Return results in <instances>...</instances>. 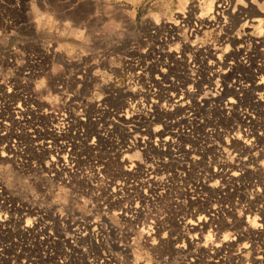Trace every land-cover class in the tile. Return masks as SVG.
<instances>
[{
	"label": "rangeland",
	"instance_id": "rangeland-1",
	"mask_svg": "<svg viewBox=\"0 0 264 264\" xmlns=\"http://www.w3.org/2000/svg\"><path fill=\"white\" fill-rule=\"evenodd\" d=\"M209 1L210 0H196V10L192 13L191 17H189V14L187 11V4L185 3V0H49V2L51 4V11H54L56 13V15H54L51 19H49L47 15H43L42 13H38V14H35L32 16V23H29L30 11L28 10V5L26 4V0H18V2H17V0H0V72H6L8 69V66H13L10 62H8V59H9L8 57L6 58V61H5L4 52H6L8 50L13 51V48H15L16 50H18L20 48H27L28 43L25 42V41H27V39L24 40V38L22 37V34L19 31L20 26L18 27V24H20L22 28H25V30L27 31L28 34L30 33V38L32 39V41L35 40V38L33 37L32 34L34 31H36L40 37V39L38 40V43H41L42 47H43V44L45 42H48V43L52 42V44H54V48L52 49L53 52H55V49L63 47L64 52L62 53V55L65 57L66 60L69 58V52H71L72 56L77 55L78 50H75L77 46H76V44L73 43V41L75 40V37L69 36V35H64V36L59 35L60 33L65 32V26H64L65 22H71V21L75 20L78 22V23L74 24L75 27H79V24H84V28L81 30L86 31V34L88 31H91L93 33V35H90V37H89L90 43L87 46L88 50H90V53H91L93 59H96L97 55H99L100 57L104 58V61L110 62L109 68H105L103 66H99L101 61H99V60L97 61V66H93L91 68V71L92 72H99L101 75L99 77L94 78L93 81H91V82L93 84H95L97 81H99L101 79H107L108 77H111V79H107V84L101 85V88H103L105 86V89L109 88L111 90L112 98H113V102H114L112 107L113 108L115 107V110H116V108H119L121 110L122 108L119 105L123 104V107H124L125 101H128L129 98L132 97L131 93L133 92L132 91L133 87L129 86V81L131 80L133 75L137 74V71L141 72V77L144 79V81L148 80L151 84H154V87L156 90L158 89L157 83H163V84L168 85L171 82V80L173 82V84H172L173 87L170 86L171 88L170 87L167 88L166 97L161 96L159 99H157L158 100L157 106L159 107L160 110L162 109V112H159V114H156L157 111H154V115H153L154 117H153V119L150 120L151 122L150 121L148 123L142 122L143 126H141V128H143V129L145 128V130H146V131L144 130V132L141 133L142 136L143 135L145 136V137H143L144 139L143 138L142 139L147 140L149 138V142H150L148 145L150 147L146 151L140 150V148L143 147V145L140 144L141 147H139L140 145L137 146L138 149H137V147H135V148L131 147L129 149V151H127L125 153H120V154L117 153L118 154L117 155L116 152L114 151V146L110 147V144H108V142H106V141L104 142L101 140L99 141L96 138L97 135L95 133L97 132V129L99 128L100 124L106 123V122H101V121L97 120L96 114L98 113V111L96 108H97V104L99 103L100 100L99 101L91 100V102H89V99L84 98L83 93H81L80 98H73L71 96L65 97L63 103H60L58 100L51 99V97H56L58 95L56 92H51L50 95L48 92H45L43 94L34 93L35 99L33 101V105L36 107L50 108V109H53L54 111H56L58 113L60 111H62V109L65 107L66 109L68 108L67 109L68 111L69 110L72 111L74 109V111H73L74 114H75V112H76V114L79 113L80 116L84 117L82 119H87L86 116H88L87 122L90 125L92 124V122H94V124L91 125V127L94 128V129H92L94 131V134L88 135V137H86L85 142L83 143L85 145L80 144L81 141H79V140L81 137H79V135L83 132V130L88 131L90 126H88V125L87 126L83 125L82 127H80L78 125L73 126L74 122L71 123V125L72 124L73 125L69 126L70 128L64 127V131L67 128L69 130L68 131L69 137H66V140H67V138L69 140V144H65L61 151L50 148L49 146L51 144H49L47 142H43V140L48 139L49 137L47 138L46 136H44L42 138L40 136V134L38 135L36 133L37 131L34 128H29V130L27 127L23 128V129L17 128V129H11V130L10 129H4L3 130L2 128H0V138H1L0 143L2 144V145L0 144V152L6 153L7 157L10 158V162L7 163V169H8L7 173L5 174L2 171H0V185L7 192L12 194L14 196V199H17V200H20V199L26 200L28 198L30 199L31 197H30L29 193H32V196H33L32 200H36V201H39V202L45 204L46 206H48V208H51L50 209L51 211H54V208L55 209L62 208L64 210V213H65V217H63V218H69L68 216H70L71 214H75L76 222L79 221V223H78L79 226L81 227L83 225L84 226L87 225L86 227H88V231L94 230L92 228L93 225H91V223L93 222V220H95L97 218V216H99V220L101 223L100 225H102L104 223L103 224L104 230H103V227H98V225H97V228H100V231L97 234L95 233V231H93V233L90 236V238L88 239L87 243L86 244L79 243L81 245L78 244V240H77L78 238L77 237H76L77 242L74 241V239L70 238L71 237L70 236L71 228L69 229V228L65 227L61 231L62 232V238H64L65 243L67 242L66 245H64L66 248L69 249V246H75L76 245V250H78V251H76V253H77L76 254V260L78 259L76 261V264H82V263L86 264L87 262H88L87 264H92V263L96 264V260L93 259L92 255H88L87 252H85V255L83 257H81V256L79 257V253H78L79 250L81 249L80 251H84L85 248H87L90 251L94 250L92 252L94 253L95 256L96 255L98 256V258H97V256H96V258L99 260V264H101V263L104 264V261H106V259L108 257L107 254L105 253V249H106V247H107V249H109L111 247L110 249L111 250L113 249V251H114L115 249L113 248V245H115L116 247L117 246L118 247L123 246L125 248V251H127L131 254L133 261L135 259V264L137 262H138L137 264H155V261L152 258L151 252H149L148 249L144 247V237H147L150 232L152 233V236H153L155 231L160 232L161 236H163L162 233L164 231H167L168 233H170L171 237H172V233L174 234L173 238L176 237V231H181L179 229H183V228H182V224H179L181 222V220H178V217L174 216L173 218H175V219L172 218L173 210H174V208L177 207V205H182V204H183V206L189 205L188 211L190 212V210H191L190 213H192V214L197 212L198 210H204L205 212H207L208 209H211L210 206L212 207V206H219L220 205L221 206L220 208H222V210H221L222 212L219 211L218 215H216V213H215L216 217H218L221 221V224L219 225V227H221L220 233L218 234L219 235L218 236V235H213L212 232L210 231V230L214 229V227H212V226H215V225L218 226V222L216 221L209 229H208V227H205V228H203V230L202 229L198 230L197 233H199L200 235L196 234V235H193V237L191 236V238H190L191 241L189 238H183L182 239L183 241L179 239L177 242L178 244L188 245L187 247H184L185 249L184 248L181 249L182 251L181 250L176 251L174 248L175 243L173 242L172 245L174 247L172 246L171 250L173 249V251L175 253L172 252L170 249H169L170 251L166 252V255H168L169 253L171 254V259H170V262L165 261V264H187V263L188 264H193V263L198 264V261L196 260L195 256L199 259V264H203L204 261L210 257L209 251L216 252V250H218L219 248L215 247V245L219 244V242H220V244L224 243V242H222L223 236L225 235V233H230V232H232V233H230L232 236H235L236 238H238L236 240H232L233 245H231V247H232V251H233V248H238V250L240 251V254H238V257L241 259V262H243L242 264H245L244 262H246V264H254V263L258 264V261L256 258L261 254L263 256V254H264V245H263L264 244V241H263L264 235H260V237L256 238L255 235L252 234L253 224L251 225L250 222L252 220L250 221V219H253L251 217L255 216L254 214H256V216L254 217L255 219L257 217V218H261L264 220V213H263L264 212V188H261V185L264 184V165H262L260 163L261 160H264V157H260V156L250 157V160H256L257 163L255 165H252V166L246 168V169H243L244 171L243 170L241 171V174H243V176H245L246 180L248 182H250V184L252 185V188H253V192H251V193L247 192L246 195L247 196L248 195L254 196L255 202H256V205L253 206L251 208V210H249V212L246 210H243V209L241 210V208H240V204H242L243 194H240V193L238 194L234 190V187L236 186L237 180H233L232 181L233 184H232L229 180H227V179L225 180V176H222V175H220L219 177H216V179L214 178L215 180H212L210 182L206 180V179H208V171L207 170H211V168L213 169L214 166H216V164L219 162L224 161L225 163L229 162L228 164H232L233 169L227 170L228 171V172L226 171L227 174H229L231 172H235L238 169H240L241 164H247L248 163L246 161L244 162L243 160L236 159L234 156V152L242 144V141L244 138H249V139L252 138L253 129H255L256 132L260 131L259 126H261L264 123V116L263 115L257 114V112H255L256 111L255 109L253 110V112H252V110H248V113H249L248 118H251V117L255 118L254 120L256 122V127H251L247 123H241L240 118H235V117H238L235 115V117L230 116L229 121L226 123L227 125L231 124V125H229V127L226 124H222V125L215 124L214 131L217 130L219 132V135H215V133L212 132L213 130L207 129L206 127H205L206 129L203 128L202 130H200L202 132H200L199 130H193V131H191V132L189 131V133H187V136H189L188 138L186 137L187 138L186 140L189 141V142L186 141L187 146L192 145V148H195V149L197 148L199 150L201 147H204L208 144H211L216 149H220L221 151H224L222 153V157L216 155L215 151H214V152L207 154L209 157L207 155H205L206 159L205 158L203 159L204 162L199 161V163L196 162L194 164H189V165L188 164L185 165L184 162H180V164H177V165L173 164L172 167H173L174 172H173V175L170 177H169V175L165 174V173H168V171L165 170V168H162V166H161V164L163 162L165 163V162L169 161V163H170L171 157H168L167 154L164 155V153L165 152L167 153L168 150L165 149V147H166L165 145L163 146L162 144H160L161 143V141H160L161 136L156 135L155 130L158 131V130L163 129L164 128L163 127L164 121H169L168 118H169V111H170V107H171V100H173L170 94H172L175 91L174 93L177 92L178 93L177 95H179V93H182V91H186L187 89L192 88V87L194 89L196 87L195 89H198V93L195 96L196 98L209 97L210 94L216 88L218 90H221V88H222L223 91L225 89V91H226L225 94L228 93L224 96L225 99L229 98L228 96L231 95L230 96L231 99L233 98L236 100V98L239 97V94L234 89H230L231 84H232L231 80H232L233 76H236L237 74H240V75L246 74L247 72L245 70H248V68H250L248 70L249 72H252L253 68L255 70L258 67V65L260 64V59L262 56L260 54L264 53V52L260 51L261 48H264V41H263L264 38L260 37V35H257L258 33H264V14H258L257 10H255L252 6H250L249 9L247 10L248 16L250 17V19H249V25L250 26L239 29V30H232V31L225 33L224 30L218 26V22L222 23V20L224 17H228L229 19L232 18L233 22H236L237 20L234 19V14H238V13L231 12L230 7H227V6H225V8L222 10H220V8H217L216 5L219 2V0H215V2H213V0H211V2H209ZM209 4H211V10L210 11L208 9ZM260 5H264V0H257V6H260ZM182 6L184 9L183 12H178V9H180ZM231 6L235 7V4L233 3ZM89 8L91 9V11H89ZM253 11H255L256 13L255 12L252 13ZM250 12L252 14H257V15H252V14H250ZM201 13H205L206 15L203 17L204 22L200 23L201 28L199 29L197 36L195 37L193 34H192V36H188V33L184 32V29H189L191 25H194V23L197 24L196 19H197V17L201 16ZM61 16L64 17L65 19L63 21H58L57 20L58 17H61ZM180 16L183 17V20H187L188 22L185 23L182 20L183 26L180 29V32L183 35L178 36V35L174 34L172 32V30H170V27H167V25H169L172 20H174ZM213 16L217 18L216 19L217 21L208 19V17H213ZM81 17H83L84 20H81L80 19ZM256 17L259 18V19H257L258 21L257 20L254 22L251 21V19H256ZM85 20L91 21L90 27H89V24L84 23ZM197 25H199V24H197ZM173 27H175V26L173 25ZM218 32L220 33V35H217ZM205 33H208V39H211L214 42L215 46H213V44H211V43H205L202 47H197V52L194 55L192 53H185L186 56H190L192 58L191 64H189V62L187 60H185L183 57L180 56V52L175 49V44L169 42V41L174 40L176 43H178V42H180V40L185 39V37H186L187 38V47L191 48V47H193L192 41H194V40L198 41V44H199L200 40L205 39ZM165 36L167 37V39H165ZM221 37L223 38L222 40H221ZM256 37H257V39H256ZM50 38H54V39H50ZM255 40L256 41L258 40L261 42L259 45H256V49L254 50L253 46H254ZM237 42H240L239 44H243L245 46L244 49L241 51V53H243V51L244 52H246L248 50L251 51V49H253V51H255V53L254 52L251 53L250 58L253 59L252 62L249 59L245 58L244 55H241L244 57V59H245V61H247V63L246 64L240 63L239 60L237 59L236 63L233 64L232 59H236L238 57L237 53H235V51H233V50H235L236 47H238ZM34 44H36V43H34ZM225 45L229 46V49L231 51L230 54L229 53H227V54L223 53V48ZM37 48L39 49L40 46ZM142 48L145 50L142 51L141 50ZM168 48L173 49V51L168 52L166 50ZM117 49H119V51H117ZM21 52H22V49L18 52V54ZM222 53H223V55H222ZM234 54H235V56H233ZM253 55H254V58L252 57ZM18 56H19L18 59H22V57H20L21 55H18ZM214 56H220L221 60H222V58H223V60L217 61L216 62L217 65L215 64L216 70H211V69H213V66H212V68L210 69L211 71H210L207 68L209 66H211L212 64L207 63V61L213 59ZM199 57H201V59ZM112 59H115L116 64H120L121 68H119V69L112 68V66H111V60ZM198 59L202 60L204 62L203 63H197ZM238 62H239V64H238ZM76 63L77 62L75 60L71 61L72 65H75ZM129 63L131 64V66L128 65ZM222 63L225 65H223ZM36 64H37L36 67L38 68L40 66V63L36 62ZM237 64H238V67L236 68L235 66ZM135 65L139 66L140 68H136ZM14 66H16V65H14ZM30 66H31V64H30ZM167 67H169V70L166 71L165 77L162 78L160 69L161 68L166 69ZM170 68H171V70H170ZM202 68H204V69H202ZM221 68H223V69L221 70ZM227 68L232 69V72L230 73V75H232V76H230V75L224 76V74L226 72V71H224V69H227ZM87 72H88V68H86L83 63H80L78 70L76 67L70 66L68 68L67 73H65V77L72 76V74H75L77 77H79L81 73H87ZM214 72H215V74H214ZM221 73H223V74H221ZM209 74H211V75H209ZM220 74H221V76H220ZM158 76L161 79L157 80ZM185 76H187V77H185ZM215 77H216V79H215ZM3 79H4V76L0 75V80H3ZM184 79H186L187 81H189V80L190 81L192 80V81L190 83H187V82H185L186 80L184 81ZM209 79H211V80H209ZM68 81H70V80H68ZM208 81H210V82H208ZM217 81L219 82V84L217 83ZM178 82H179V85H178ZM212 82H213V84H212ZM186 83L188 86L190 85L191 87L190 86L188 87L186 85ZM206 83L207 84L211 83V85H209V84L207 85ZM216 85H219L220 87L218 86L219 87L218 88ZM181 86H183V87H181ZM214 87H215V89H214ZM0 88H5V89L11 88V84H10V82H8V80H5L4 84L0 85ZM172 88L173 89L175 88L177 90H175V89L173 90ZM205 88H207V89H205ZM105 89H104V91L102 90L103 94L101 92V89L99 90V92L102 94L103 98L105 96L104 93L106 92ZM77 91H78V89H77ZM233 91H235V92H233ZM261 91L263 92L264 90H260V91L256 90L255 92L260 93ZM253 95H254V97H257V96L262 95V94H257V95L253 94ZM167 99H169V100H167ZM148 100L149 99L146 96L139 99V101H141L142 103H145V101H148ZM78 106H80V108ZM145 107L148 108L147 105ZM151 109L152 110L153 109L158 110V108H155V106L151 107ZM80 110H82V111H80ZM163 111H164V113H163ZM165 112H166V115H165ZM87 113L90 116L87 115ZM161 113L163 115H161ZM98 115H99V113H98ZM156 115H157V117H156ZM206 116L212 117V113L210 112V114H209V112H208ZM70 118H71V116H70ZM78 119H79V117H78ZM114 119L119 121L116 117ZM154 119H155V121H154ZM79 120L82 122L81 119H79ZM170 120H171V118H170ZM73 127L76 129H74ZM113 127L115 128V130H114V128L111 129V130H113V136H112L113 141L115 142L117 140H121L122 139L121 138L122 134H120L121 130L119 129V127H115V126H113ZM220 127L222 128V131H221ZM71 128L73 129V131ZM95 128H97V129H95ZM153 128H156V129H153ZM77 129H79L80 131ZM151 129H152V131H151ZM245 129L248 130V132L247 131L245 132L244 131ZM6 130H7V132L10 130L9 133L6 134L9 136L11 133L10 137L2 136L3 133H7ZM70 131H71V133H70ZM76 131H78V132H76ZM208 131L209 132L211 131V132L209 133ZM232 131H234V132H232ZM45 132L47 133L48 131L45 130ZM222 132H224V133H222ZM17 133H19V134H17ZM132 133L130 136L136 137L139 132L137 130H134ZM147 133H149V134L147 135ZM206 134H207V136H206ZM209 134H211V135H209ZM241 134H242V136H241ZM246 134L248 137L246 136ZM71 135H73V136L71 137ZM201 135L203 136V138ZM249 135L251 136V138ZM38 136H40V137H38ZM237 136H240L242 138L240 140L241 142L236 139ZM7 137H8V139H7ZM11 137L12 138L17 137V138H15V140H19V139L20 140H19V142L16 143V142H13V139ZM93 137L95 138V141H96L95 144H97V150H96L95 154H94L95 150L91 149L94 145L92 144L90 146V148L88 145V144H90V141ZM2 138H4V139H2ZM32 138H33V140H32ZM206 138L208 139V142L206 141ZM229 138H231V139H229ZM130 139L135 140L133 138H130ZM157 139H158V141H157ZM8 140H9V142H8ZM26 140H29V141H26ZM55 140H56V142H58V139L55 138ZM88 140H90V141H88ZM3 142H5L6 144ZM38 142H39V145H37ZM222 143L226 144V145L223 146ZM27 144H28V146H27ZM79 144L81 147L78 146ZM151 144H154V145L151 146ZM193 144H195V145H193ZM215 144H216V146H215ZM3 145H4V147L6 146V148H4ZM9 146H10V148H8ZM30 146H32V147H30ZM43 146L45 148H43ZM76 146H78L79 148H77ZM231 146H234L235 148L233 149V147H231ZM16 147H17V149H16ZM28 147L31 150V151L29 150L30 152L28 151ZM33 147H34V149H33ZM229 147H230V149H229ZM11 148L13 150L14 149L15 150L13 151ZM98 148H100V149H98ZM158 148L160 151L158 150ZM231 148H232L233 152H232ZM261 148H264V144L254 142L253 149H252L253 152H259V150ZM26 149H27V152H26ZM10 150H11V152H10ZM51 150H53V151H51ZM78 150H80V151H78ZM131 150H132V152H131ZM64 151L69 153V154H72V152L74 154L76 153V156L79 154L77 156L79 158L78 162H76L77 164H75V161L70 162L69 159H67L68 160L67 161V163H68L67 167H72L73 169L76 170V177H71L70 178L71 180H69V183H67L65 181V179L64 180H59L58 178H55L54 180H50L49 178L44 179V177L39 175V174H38L39 175L38 180L32 181L30 178L33 175V173L28 171L27 166H25V165L24 166H20V165L16 166L14 164V158L17 160V162H19V159L24 161L26 158L30 157V155H31V158H34L35 160L43 161V163H45V165L48 166V168L55 169L54 160H61L63 162L62 156L64 157V155H63ZM81 152L82 153L84 152L83 156H81L82 155ZM154 152H156V153H154ZM29 153H31V154H29ZM126 153H127V155L129 153L128 156L130 158L127 157ZM132 153L134 154L135 158L132 155ZM58 154H59V156H58ZM141 154H142V156H141ZM85 155L87 158L85 157ZM223 155H224V157H223ZM123 156L124 157L126 156L128 161ZM157 156H159V157H157ZM229 156H231L233 158L231 160L227 159ZM116 157H118V158H116ZM131 157H132V159H131ZM63 159H65V157ZM95 160H97L98 162H100L102 160H106L108 162V166H111V168H114L115 175H116L115 177H117L119 174V176H122V178L124 179L125 186H127L128 184L131 186V187L126 189L128 193L124 189L123 190L124 192L122 195L118 194L113 199H111L110 197L105 198L106 196L103 195L106 202H107V205L105 207L97 206V204L94 202L93 199H92V203L96 205L95 208H91V205L84 204V206L86 208L91 209L90 218H89V215H85L84 213L78 212L77 209H74L72 207V204L69 203L71 201H75L78 204H83V201L78 200L77 197L71 195V192L66 197V200L69 202L64 203L63 207H61L59 203L54 205L53 204V194L55 192L59 191V188L57 187L58 185L59 186H65L66 184H75L76 185V191L78 193L80 190V181L81 180H85L86 182H89V183L94 181L93 175H94L95 169L93 166H94ZM132 160H134V161H132ZM117 161L120 163L119 165H118ZM125 162H126V164H125ZM146 162H148L149 164H151L154 167H159V168H157L158 171H160L158 173V177L159 178L162 177L161 179L165 180V181L163 180V182L167 186H165V188H164L165 191L164 190L161 191L160 194H158L157 192H155V193L153 192V193L148 194V192L146 191L147 190L146 188H148V186L147 185H145V186L140 185V178L142 175L140 170L143 167V165L146 164ZM152 163H154V164H152ZM202 163H203V165H202ZM156 164H157V166H156ZM13 165H15V167H13ZM178 165H180V166H178ZM190 165H192V166H190ZM237 165H239V166H237ZM57 166H58V169H61V167H62V166H60V164H58ZM0 167H2V166H0ZM133 167H135V168H133ZM138 167H139V169H138ZM182 167H185V168L187 167V168H186V170H184V168H182ZM237 167H239V168H237ZM105 169L106 168H104L103 170L100 169V170H102L101 171L102 176H105V174H103L105 172L104 171ZM128 170H131V172L133 170L134 171V172H132L133 174L127 173ZM61 175H63V173H61ZM64 175H66V174H64ZM162 175H164V176H162ZM185 175L187 176V178H185L186 177ZM196 177H199L200 179L198 180V178H196ZM180 179H183V180H180ZM174 180L176 182H174ZM216 180H218L221 183L217 184ZM197 182H200L202 185L206 186L205 187L206 189L202 188L200 190H197L196 193H193L195 190L193 192H191L193 189L192 185L194 183L195 186H198V185H196ZM209 184L211 186H209ZM42 185L44 186V192H42L40 194L39 188ZM174 186H176V187L173 188ZM185 186H188V187L186 188ZM213 186L215 188H221L222 186H224L226 188V189H223V191H227L226 195L223 196L224 198L223 197L219 198L218 192L221 190L220 189L213 190V189H215ZM216 186H218V187H216ZM169 187L170 188L172 187V188L170 189ZM257 189H259V191H256ZM128 190L129 191L131 190V192H129ZM198 191H202L203 192L202 194H205L206 197H204L203 201L198 200V202L196 204L190 200V197L192 195L196 196ZM110 192L112 193L111 190H110ZM139 192L141 193V195ZM257 194L259 196H256ZM157 195H160V196L158 197ZM163 195L165 197H163ZM183 195H184V197H182ZM146 196H148L149 198L147 199ZM156 197L158 199H156ZM200 197H201V195H200ZM152 198L156 199V200H153ZM109 199H110V201H109ZM180 200H181V202H180ZM191 202H192V204L190 205L189 203H191ZM137 203L141 204L140 209H137L136 207H134ZM193 203H194V205H193ZM127 204H129L128 205L129 207L126 208L124 205H127ZM175 204H176V206H175ZM191 206H195V207H191ZM258 206H259V208H258ZM168 207L170 208V210H168L169 209ZM133 210H135V211L137 210L136 212L138 214L133 213ZM166 212H167V214H166ZM242 212H245V213H242ZM257 212H258L259 216H258ZM77 213H78V215H77ZM102 213H106L107 215H101ZM139 213L140 214L142 213V214L140 215ZM231 213H233V214H231ZM79 214H81V215H79ZM113 214H115V216H113ZM158 214H159V216H157ZM163 214H164V217H163V219H161L160 216L162 217ZM121 215L123 216V218ZM245 215H247V216L249 215V219H247L245 217ZM250 215H251V217H250ZM50 216H51V213L48 214V217H50ZM169 216L172 219H170ZM79 217L80 218L83 217V218L80 219ZM91 217L94 219H92ZM242 217H244L246 220ZM165 218L166 219L168 218V219L166 220ZM156 219H159V220H156ZM113 220H115V224H113ZM248 220H249V222H248ZM89 221L91 223H89ZM129 221H132V223H129ZM167 221H169V222H167ZM244 221H245V223H244ZM155 222L161 226L158 227V225ZM80 223H81V225H80ZM88 223L90 225H88ZM230 223H232V224H230ZM142 224H143V226H142ZM178 224H179V227H178ZM227 225H229L228 228H227ZM151 226L152 227L155 226L158 228L153 227L154 228L153 229V228H150ZM171 226H173V229ZM108 227H109V229H107ZM112 227H114V229ZM141 228H144V229L146 228L145 231L143 232V234L139 231ZM160 228L162 229V231L164 229V231L162 232ZM263 228H264V226H263ZM127 229H131V232H130V234L127 235V239H125V233H126ZM151 230H153V231H151ZM205 230H208V231L205 232ZM207 232H208V234L210 232L213 236L210 243L208 241ZM64 233H65V235H64ZM68 233H70V234H68ZM66 234H67V236H66ZM203 235L204 236L206 235L207 239H204L206 237H204ZM93 236H95V238ZM195 236H196V238L198 237L199 239L197 238V240H196ZM154 237L155 236H153V238ZM220 237H222V238H220ZM100 239H101V241H98ZM221 239H222V241H221ZM114 240H115V242H114ZM198 240H200V241H198ZM68 241L70 244L69 246L67 245ZM111 241H113V242H111ZM180 241H181V243H180ZM216 241H219V242L215 243ZM229 241H227V242H229ZM187 242H189L190 245ZM192 242L195 244H193ZM204 242L207 243L206 249H204V247H203L205 245ZM90 243H91V245H90ZM96 243H98L99 245ZM106 243H108L109 246ZM243 244H248L249 247L248 248H241ZM98 246L99 247L102 246V247L99 248ZM257 246H258V248H257ZM79 247H80V249H79ZM209 247H211L212 250L209 249ZM186 248H187V250H186ZM197 249H199L198 252H197ZM213 249H216V250H213ZM242 250H244V251H242ZM96 251H98V253ZM232 251L230 250V252H232ZM260 251H261V253H260ZM191 252H193V253H191ZM202 252H205V253H202ZM146 253H147V255H145ZM188 253H189V255H188ZM122 254H124V253L121 252L120 255L122 256ZM227 254H226V259L229 258V260H230L231 254L230 253H227ZM242 254L243 255L245 254V256H243ZM60 255H61V253H58V254L54 253L53 258L56 256L55 257L56 260H55V258L53 259L52 256H50L49 258H46L45 264H47V262H48V264L59 263V261L62 260V258H64L62 255L61 256ZM137 256L144 257V259L136 260ZM73 258H75V257H73ZM88 258H89V260H88ZM191 258H193V262L191 261ZM239 258H238V260H240ZM79 259L80 260L82 259V260L80 261ZM102 259H104V261ZM126 259L127 258L122 259V260L118 259L119 262L115 261V264H119L121 262H122L121 264H126V262H125ZM201 260H203V261H201ZM248 261L249 262L251 261V262L249 263ZM49 262H51V263H49ZM130 262L131 261H128V264H131ZM110 263L113 264V262L108 261V264H110Z\"/></svg>",
	"mask_w": 264,
	"mask_h": 264
},
{
	"label": "built area",
	"instance_id": "built-area-1",
	"mask_svg": "<svg viewBox=\"0 0 264 264\" xmlns=\"http://www.w3.org/2000/svg\"><path fill=\"white\" fill-rule=\"evenodd\" d=\"M224 4L225 0H219L216 6L217 8H220V10H222L225 8ZM18 27L24 40H29L30 33L28 34L25 28H22L20 24H18ZM200 28L201 25H197L196 23H194V25H191L189 28L191 35L188 34V36H192L193 34L196 37ZM36 45H39L40 48L38 49ZM21 49L22 52H24L26 48H20L18 50L13 48V51L8 50L4 52L5 61L8 57V62H10L13 66L16 65V61L19 57L18 55H20V53L18 54V52ZM27 49L29 50V65L25 66V72H28V67L30 66L32 61L41 63V61H43L44 59V53L41 51L42 44L38 43L37 40H34L32 43H28ZM199 58L201 59V57ZM128 65L131 66L130 63ZM135 67L140 68L137 65H135ZM166 69L168 71L169 67H167ZM163 75L165 77L166 73L161 72L162 78H164ZM71 77L72 76H67L65 77V80H71ZM19 80L21 81V83H16L15 80L12 79V77H8V82L12 81L10 82L11 88L13 89L11 93L7 92L8 88H0V128H34L36 129L37 134H40L42 138L44 136L50 137L43 140V142L49 143L51 139L56 138L58 139V141H61L63 143V147L65 144H69L68 140L65 139L66 137H69L68 129L64 131V127L72 126L70 125L72 122H74L73 126L76 125V112L74 114V109L72 111H68V108L66 109L64 107L62 111L58 113L50 108L34 106V93H30L29 89L26 88V86L22 83L24 80V74H21ZM172 84V80L168 85L157 83L158 89L156 90L154 84H151L148 80L144 81V79L141 77V72L137 71V74L133 75L131 80L129 81V86H132V89H136V91H133L131 93V96L133 97L131 98L133 100L129 98L128 101H125V105L122 108L123 110H120L119 108H116L115 110V107H112L114 102L111 90L109 88L105 89V86L101 88V92L102 90L104 91V89L106 91L103 98L106 101V104L99 101L96 109L100 116L98 115V113L96 114V116L98 121L106 123L100 124L97 132L95 133L98 140L104 142L106 141L108 142V144H110V146L114 145V151L119 154L125 153L129 151L132 146L135 148L140 144H143V147L141 148L142 150H148L147 148H145V141L142 140V138L145 137L141 134L145 130L141 128V126H143L142 122L148 123L151 119H153L154 111L162 112V110H160L157 106V99H159L161 96L166 97L167 88H169L170 86L173 87ZM144 96L148 97L149 100L145 101V103H142L141 101H139V99ZM17 105H19V107H17ZM146 105L148 106V108L145 107ZM154 106L159 110H152L151 107ZM115 117L119 121L115 120ZM166 123H168V121H164L163 127ZM112 126L119 127L122 132L128 134V137L125 138L123 144H120V140L113 142V132L111 131ZM57 128H60L59 132H57ZM105 129L109 134H107V136L103 132V130ZM45 130H47L48 132L46 133ZM134 130H137L139 133L136 137H130V133H132ZM2 136H6V133H3ZM15 138H12L13 142H19V140H15ZM130 138H133L135 140H132ZM147 141L149 140L147 139ZM92 148L95 150V154L97 150V144H94ZM63 155L65 156L63 162L61 160H54L55 169L48 168V166L43 163L47 167V172H45L40 163H38L40 160H35L34 158H31V156L26 158L24 161L19 159V162H17V160L14 158V164L16 166H27L28 171L33 173L30 178L32 181L38 180L39 175H41L44 177V179H65V181L69 183L71 177H76V170L72 167H67V159H69L70 162L75 161L76 164V153L74 154L72 152V154H69L65 152L63 153ZM56 164H60V166H62L61 169H58V166ZM104 168H106L104 170L105 172L103 173L105 174V176H102L101 171ZM94 169V181L91 182V185L99 193L98 199L93 197L94 202L99 207H105L107 205V202L105 200L106 197L114 198V196L118 194H123L124 189L126 190L127 188L131 187L129 184L125 186V182L122 176L115 177L116 175L114 168L108 166V162L106 160H102L100 162L95 160ZM130 172L131 170H129L127 173ZM55 173H58V175H54ZM61 173H63V175H61ZM233 180H237L234 190L238 194H243L242 204H240V208L246 211L251 210V208L256 205L255 197L251 195L247 196L246 193L253 192L252 185L246 180L243 174ZM113 189L115 191H113ZM218 189L221 190L218 192L219 198L226 195L227 191H223V189H226L224 186H222L221 188H215L213 190ZM110 190L112 191V193L110 192ZM197 190L200 189H196L194 192H191L196 193ZM42 192H44L43 185L39 188V193L41 194ZM129 192H131V190ZM202 193V191H198L196 196L192 195L190 197V200L196 204L198 200L203 201L206 195ZM29 195L31 197L30 199H14V196L7 192L0 185V216L8 217L7 220L0 219V264H45L46 258L50 256L53 257L56 250V254L71 252L72 256L75 257L73 258V264H76V245L69 246V249L64 248V245H66V243L64 244L65 241L64 238H62L61 232L65 227L71 228L70 236L72 239H74V241H76V216L71 214L70 216H68L69 218H63L60 217L59 214H57L48 217L49 213H53V211L50 210L51 208H48V206L39 201L32 200V193H29ZM103 195H105L106 197L104 198ZM256 196L259 195L257 194ZM219 207L221 206L219 205ZM133 213L137 212L133 210ZM28 220H32L31 225L27 224ZM91 224L93 225V229L97 234L100 231V229L97 228V225L101 224L100 220H93ZM231 245H233L232 240L220 244V248L216 250V252L209 251L210 257L204 261V264H242L241 260H238L237 258L238 254H240V251L238 250V248H233V251L230 252V250H232ZM227 253L231 254L230 260L226 259ZM195 258L197 261L199 260L197 257ZM191 261L193 262L192 258ZM244 263L246 264V262Z\"/></svg>",
	"mask_w": 264,
	"mask_h": 264
},
{
	"label": "snow or ice",
	"instance_id": "snow-or-ice-1",
	"mask_svg": "<svg viewBox=\"0 0 264 264\" xmlns=\"http://www.w3.org/2000/svg\"><path fill=\"white\" fill-rule=\"evenodd\" d=\"M18 2V0H17ZM215 2V0H213ZM185 3L187 4V11L189 14V17H191L192 13L196 10V0H185ZM235 4V7H232V4ZM26 4L28 5V10L30 11L29 16V23H32V16L38 13H42L43 15H47L49 19H51L56 13L54 11H51V4L49 0H26ZM225 6L230 7L231 12L238 13L240 15V18L233 22V19H229L228 17H224L222 20V23L218 22V26L221 27L225 33L232 31V30H239L245 27H249V19L247 10L250 6H252L255 10H257L258 14H264V5L257 6V0H225ZM183 6L178 9V12H183ZM89 11L91 9L89 8ZM205 13H201L200 17H197L196 22L197 24L203 23V17L205 16ZM256 15V14H252ZM64 17H58V21H63ZM81 20H84L83 17L80 18ZM208 19L216 20V17H208ZM183 17L180 16L174 20L171 21L167 27L172 28V32L176 35H183L180 32V29L182 28ZM183 22L187 23V20H183ZM78 23L77 21L73 20L71 22H65V32L60 33L59 35H69L74 36L75 40L73 41L74 44H76V49L78 50V54L75 56H72L71 52H69V58L66 60L65 57L62 55L64 52V48H58L55 49V52L52 51L54 48V44L45 42L43 44V47L41 51L44 53V59L41 61L40 66L36 67V62L32 61L31 66L28 67V72H25V66L29 65V50L26 48L24 52L20 53L22 59H18L16 61V66H8V69L6 72H0V75L4 76L3 80H0V85L4 84L5 80H8V77H12L13 80H15L16 83H21L19 80V77L21 74H24V80L23 84L29 89L30 93H39L43 94L45 92H48L49 95L51 92H56L58 95L56 97H51V99L58 100L60 103L64 102V98L71 96L73 98H80L81 93L84 94V98L87 99L93 92L94 88L100 90L102 84H107V79H101L97 81L95 84H93L91 81H93L94 78L99 77L101 74L99 72H92L91 68L93 66H97V61H101L99 66H103L105 68H109V61H104L103 57H100L97 55L96 59H93L90 50H88L87 46L90 43L89 37L90 35H93L91 31H88L86 34V31L81 30L84 28V24H79V27H75L74 24ZM84 23L91 24L90 20H85ZM173 25L175 27H173ZM184 32H187L189 35H191V32L189 29H184ZM33 37L35 40H39L40 37L37 34L36 31L33 32ZM98 35V34H97ZM257 35H260L262 38H264V33H258ZM54 39V38H50ZM165 39L167 37L165 36ZM223 38L221 37V40ZM26 43H32V39L25 41ZM170 43L175 44V49L180 52V56L183 57L185 60L191 64V57L186 56L185 53H192L193 55L197 52V45L198 41L193 43V47L189 48L187 47V38L180 40L179 43H176L174 40L169 41ZM207 43V42H206ZM39 47V45H37ZM244 45L241 44L240 49L237 50V52H240L244 49ZM144 51L145 49H141ZM168 52H172L173 49L168 48L166 49ZM119 51V49H117ZM261 52H264V48L260 49ZM223 53H230V49L223 51ZM222 53V55H223ZM50 58V59H49ZM239 60L240 63L246 64L247 61H245L244 57L239 55L236 59H233V63H236V60ZM75 60L77 63L75 65L71 64V61ZM221 57L214 56L211 60V64L213 65V69H215V64L217 61H220ZM202 60H197V63H203ZM83 63L86 68H88L87 73H81L79 77H77L75 74H72L71 80L66 81L65 80V73H67L68 68L70 66H74L79 69V64ZM209 63V61H207ZM260 65L264 67V57L260 59ZM111 66L112 68L119 69L121 68L120 64H116L115 59L111 60ZM210 70V71H211ZM227 71V69H224V71ZM161 72L166 73L165 68L160 69ZM264 73V72H261ZM157 80H159V76L157 77ZM12 82V81H9ZM190 83L191 81H186ZM258 82L261 85H264V80L254 81ZM219 85H217L218 87ZM241 87L247 88V85H242ZM78 89V91H77ZM13 91L12 88H8L7 92L11 93ZM132 91H136V89H132ZM188 92H194L195 90L192 88L187 89ZM231 100V103L233 106L236 104V100H232L231 97H229ZM258 99L261 102H264V95H261L258 97ZM92 100H96L95 97H93ZM102 103L106 104V101L102 98L100 99ZM121 108H123V104L120 105ZM19 107V105H17ZM77 116L81 119L83 118L80 116L79 113H77ZM252 119H255L254 117H251ZM247 131L246 129L244 130ZM237 140H241L242 138L237 136ZM95 138L93 137L91 139V143L95 144ZM254 142H258L260 144H264V124L260 126V131L256 132L255 129H253V136L251 139H244L242 141V152L241 155L238 157V160L247 161V164H241L240 169L237 171L231 173L234 177H240L241 171L243 169H246L252 165H255L257 163L256 160H250V157L252 156H260L264 157V148H261L259 152H253L252 148L254 145ZM243 151H247L248 155H243ZM10 162V158L7 157L5 153H0V171L3 173H7V163ZM41 167L45 172H47V167L43 164V161H39ZM260 163L264 165V160H261ZM15 167V165H13ZM99 171V170H97ZM54 175H58V173H55ZM217 184L220 182L217 181ZM215 186V185H214ZM59 188V191L55 192L53 194V204L59 203L61 207H63L64 203L69 202L66 200V197L71 192V195L77 197L78 200H82L83 204H78L75 201H71L69 203L72 204V207L74 209H77V207L82 206L84 204L91 205V208H95L96 205L92 203L93 197L99 198V193L92 187L91 183L86 182L85 180L80 181V190L77 193L76 191V185L75 184H66L65 186H57ZM261 188H264V184L261 185ZM113 191H115L113 189ZM256 191H259L257 189ZM125 207H129L128 205H125ZM141 204L137 203L136 208L140 209ZM59 214L60 217H64V214L58 213L57 209L54 208L53 213L51 215H57ZM86 215V214H85ZM101 215H107L106 213H102ZM115 216V214H113ZM90 218V215H89ZM0 219L7 220L8 217L0 216ZM97 221H99V216H97ZM135 219V218H134ZM163 219V217H161ZM203 219V218H202ZM129 223H132V221H129ZM28 225L32 224V220L27 221ZM113 224H115V220H113ZM99 227H103V225H99ZM253 227L260 228L261 225H253ZM94 231V230H93ZM141 233L145 231L144 228H141L139 230ZM131 229H127L125 233V239H127V235L130 234ZM78 237V244L83 243L86 244L88 241V233H85L81 231L80 233H75ZM212 239V234L210 233L208 236V241L210 242ZM236 237L232 236L230 233H226L223 236L222 242H227L229 240H235ZM174 242V238L171 237L170 233L167 231L163 232V236L160 235L159 232L155 233V237L153 238L152 233H149L147 237H144V247L148 249L149 252L152 254V258L155 261V264H165V261H169L171 259V254L169 253L166 255V252L171 248L172 244ZM184 247H187L186 245H180L176 244L177 249H183ZM217 248H220V244L216 245ZM242 247L248 248V244H243ZM114 251L111 249H105V253L109 257V260L111 259L113 261V264H115V261L118 259H126V264L128 261H131V264H135V261L132 260V256L129 252L125 251L124 247H116L113 245ZM204 248H207V243H205ZM85 252H87L88 255H92L93 259L96 260V264H99V260L96 258L94 253L87 248L84 249V251H80L79 255L83 257L85 255ZM123 252L124 256H120V253ZM61 255L64 257L62 260L59 261V264H73V256L71 252L68 253H61ZM147 255V253L145 254ZM144 259V257L137 256L136 260ZM258 264H264V256L257 257ZM104 264H108V260L104 262ZM199 264V260H198Z\"/></svg>",
	"mask_w": 264,
	"mask_h": 264
},
{
	"label": "bare ground",
	"instance_id": "bare-ground-1",
	"mask_svg": "<svg viewBox=\"0 0 264 264\" xmlns=\"http://www.w3.org/2000/svg\"><path fill=\"white\" fill-rule=\"evenodd\" d=\"M209 2H211V0L209 1ZM263 3V2H262ZM210 6H211V4H209ZM214 6V5H213ZM208 9H209V7H208ZM255 11H253L252 13H254ZM248 13V12H247ZM251 12H250V14H252ZM256 13V12H255ZM257 15V14H256ZM240 18V15L239 14H234V19L235 20H238ZM254 18V17H253ZM257 19H259V18H257L256 17V19H251V21H256ZM156 21V20H155ZM217 21V20H216ZM258 21V20H257ZM199 25H201V24H199ZM157 27V26H156ZM170 30H172V28H170ZM157 31V30H156ZM261 37V36H260ZM256 39H257V37H256ZM264 41V40H263ZM260 42L261 41H256L255 40V42H254V46H253V49L255 50L256 49V45H259L260 44ZM179 43V42H178ZM238 43V47H236L235 48V50H233V51H235V53H237V56H239V55H244L245 56V58H247V59H249L251 62L253 61V59H251L250 57H251V53H255V51H253V49H251V51H246V52H244L243 51V53H241V51L240 52H237V50H239L240 49V46H241V44H239L240 42H237ZM207 51V50H206ZM209 51V50H208ZM231 52V51H230ZM208 53V52H207ZM206 53V54H207ZM233 53V52H232ZM227 54V53H226ZM230 54V53H229ZM209 55V54H208ZM207 55V56H208ZM260 55H262L261 56V58L264 56V53H262V54H260ZM226 56V55H225ZM230 56V55H229ZM233 56H235V54L233 55ZM227 57V56H226ZM253 58H254V55L252 56ZM234 58V57H233ZM258 59V58H257ZM212 60V59H211ZM222 60H223V58H222ZM221 60V61H222ZM233 60V59H232ZM221 63V62H220ZM219 63V64H220ZM196 64V63H195ZM223 64V63H222ZM234 64V63H233ZM232 64V65H233ZM238 64H239V62H238ZM238 64L235 66L236 68L238 67ZM199 65V64H198ZM217 65V64H216ZM223 65H225V64H223ZM212 66L213 65H211V66H209L207 69L208 70H210L211 68H212ZM227 66V65H226ZM216 67V66H215ZM221 67V66H220ZM223 67V66H222ZM201 69V68H200ZM202 69H204V68H202ZM206 69V70H207ZM216 69V68H215ZM223 68H221V70H222ZM250 68H248V70H249ZM236 70V69H235ZM248 70H245L247 73L246 74H244V75H240V74H235L236 76H233V78H232V84H231V88L230 89H234L238 94H239V97L238 98H236V104H235V106H233L232 105V103H231V100L229 99V98H224V96L226 95V94H228V93H226L225 94V89H224V91L221 89V90H218L217 88V90L215 89V87H214V91L210 94V96L209 97H199V98H196L195 96H196V94L198 93V89H195V91L194 92H188L187 90L186 91H182V93H179V95H177L178 93L176 92V93H172L171 94V97H172V99L173 100H171V107H170V111H169V121H168V123H166L165 124V126H164V128L163 129H161V130H158V131H156L155 130V133H156V135H158V136H161V139H160V141H161V143L160 144H162L163 146L165 145L166 147H165V149L166 150H168V152L166 153H164V155L165 154H167L168 155V157H171V161H170V163H169V161L168 162H163L162 164H161V166H162V168H165V170H167L168 171V173H165V174H167V175H169V177L170 176H172L173 175V172H174V170H173V167H172V165L173 164H175V165H177V164H180V162H184V164L186 165V164H194V163H199V161H203V159L205 158V155H207V154H209V153H211V152H214L215 151V154L216 155H218V156H221L222 157V153L224 152V151H221L220 149H216L214 146H212L211 144H208V145H206V146H204V147H201L199 150L196 148H192V145L191 146H187L186 144H187V142H189V141H187L186 139L189 137V136H187V133H189V131L191 132V131H193V130H202L203 128H207V129H210V130H213L212 132H214L215 133V135H219V132L217 131V130H215L214 131V129H215V124H217V125H222V124H226L228 121H229V119H230V116H232V117H235V115L236 116H238V117H235V118H240V122L241 123H247L249 126H251V127H256V122H255V120L254 119H252V118H248V110H252V112H253V110L255 109L256 111L255 112H257V114H261V115H263L264 116V102H261L259 99H258V97L259 96H261V95H259V96H257V97H254V95L253 94H255V95H257V94H262V95H264V91L261 93H258V92H255L256 90H264V85H261L260 83H258V82H254V81H259V80H264V74L263 73H261V72H264V67H262L260 64L258 65V67L254 70V68H253V71L252 72H249ZM81 71V70H80ZM79 72V71H78ZM202 72V71H201ZM206 72V71H205ZM204 72V73H205ZM217 72V71H216ZM222 72V71H221ZM232 72V69L231 68H227V71L225 72V74H224V76H229L230 75V73ZM203 73V72H202ZM224 73V72H223ZM223 73H221V74H223ZM234 73V72H233ZM206 74V73H205ZM214 74H215V72H214ZM221 74H220V76H221ZM209 75H211V74H209ZM205 76V75H204ZM203 76V77H204ZM230 76H232V75H230ZM163 77H164V75H163ZM185 77H187V76H185ZM206 77V76H205ZM204 77V78H205ZM207 79V78H206ZM215 79H216V77H215ZM230 79V78H229ZM186 79H184V81H185ZM203 80V79H202ZM209 80H211V79H209ZM226 80V79H225ZM178 81V80H177ZM183 81V80H182ZM181 81V82H182ZM187 81V80H186ZM185 81V82H186ZM192 81V80H191ZM205 81V80H204ZM203 81V82H204ZM220 81V80H219ZM184 82V83H185ZM208 82H210V81H208ZM215 82V81H214ZM6 83V82H5ZM188 83V82H187ZM187 83H186V85H187ZM205 83V82H204ZM217 83L219 84V82L217 81ZM225 83V82H224ZM207 84V83H206ZM209 84V83H208ZM207 84V85H208ZM212 84H213V82H212ZM175 85V84H174ZM178 85H179V82H178ZM209 85H211V83L209 84ZM225 85V84H224ZM242 85H247V88H243V87H241ZM176 86V85H175ZM184 86V85H183ZM183 86H181V87H183ZM188 86V85H187ZM190 86V85H189ZM188 86V87H189ZM206 86V85H205ZM217 86V85H216ZM180 87V86H179ZM191 87V86H190ZM207 87V86H206ZM220 87V86H219ZM218 87V88H219ZM171 88V87H170ZM224 88V87H223ZM227 88V87H226ZM173 89V88H172ZM175 89V88H174ZM173 89V90H174ZM185 89V88H184ZM192 89H193V87H192ZM205 89H207V88H205ZM228 89V88H227ZM175 90H177V89H175ZM211 90V89H210ZM171 91V90H170ZM235 91H233V92H235ZM172 92V91H171ZM255 92V93H254ZM170 93V92H169ZM168 93V94H169ZM203 94V93H202ZM230 94V93H229ZM199 95V94H198ZM235 95V94H234ZM231 95H229L228 97H230ZM169 97V96H168ZM170 97V98H171ZM121 100V99H120ZM165 100V99H164ZM168 100V99H167ZM232 100H235V99H233L232 98ZM164 102V101H163ZM168 102V101H167ZM121 105V104H120ZM119 105V106H120ZM167 106V105H166ZM77 107V106H76ZM79 108H80V106H78ZM154 110V109H153ZM159 110V109H158ZM162 110V109H161ZM80 111H82V110H80ZM85 111V110H84ZM91 111V110H90ZM159 112H161V111H158V113H156V114H159ZM209 112V114H210V112L212 113V117H207L206 115H207V113ZM163 113H164V111H163ZM87 115H89L88 113H87ZM161 115H163L162 113H161ZM165 115H166V112H165ZM164 115V116H165ZM90 116V115H89ZM83 117V116H82ZM87 117V119H88V116H86ZM154 117V116H153ZM156 117H157V115H156ZM84 118V117H83ZM170 118H171V120H170ZM79 119H81L80 117H79ZM78 119V116H77V114H76V126L78 125V126H80V127H82L83 125H88V126H90V128L88 129V131H86V130H83V132L79 135V137H81L80 138V140L79 141H81V145L85 142V139H86V137H88V135H91V134H94V131L92 130V129H94V128H92L91 127V125L92 124H94V122H92V124L90 125L88 122H87V119H81L82 120V122L80 121ZM156 119V118H155ZM155 119H154V121H155ZM167 120V119H166ZM236 120V119H235ZM231 121V120H230ZM151 122V121H150ZM91 123V122H90ZM156 123V122H155ZM240 123V124H241ZM96 124V123H95ZM259 124V123H258ZM264 124V123H263ZM71 125V124H70ZM73 125V124H72ZM147 125V124H146ZM155 125V124H154ZM227 125V124H226ZM229 125H231V124H229ZM229 125H227L228 127H229ZM85 126V127H86ZM94 126V125H93ZM96 126V125H95ZM152 126V125H151ZM162 126V125H161ZM239 126V125H238ZM248 126V127H249ZM157 127V126H156ZM260 127V126H259ZM70 128V127H69ZM74 128V127H73ZM114 127L112 126V129H113ZM147 128V127H146ZM205 128V129H206ZM221 128V127H220ZM68 129V128H67ZM66 129V130H67ZM72 129V128H71ZM74 129H76V128H74ZM85 129V128H84ZM87 129V128H86ZM95 129H97V128H95ZM145 129V128H144ZM153 129H156V128H153ZM184 129V130H183ZM224 129V128H223ZM257 129V128H256ZM4 130V129H3ZM11 130V129H10ZM9 130V131H10ZM28 130H29V128H28ZM77 130H79V129H77ZM114 130H115V128H114ZM149 130V129H148ZM147 130V131H148ZM9 131L7 132V130H6V134H8L9 133ZM13 131V130H12ZM35 131V130H34ZM69 131V130H68ZM72 131H73V129H72ZM80 131V130H79ZM82 131V130H81ZM96 131V130H95ZM112 132H113V130H111ZM118 131V130H117ZM146 131V130H145ZM151 131H152V129H151ZM154 131V130H153ZM221 131H222V128H221ZM4 132V131H3ZM17 132V131H16ZM29 132V131H28ZM75 132V131H74ZM73 132V133H74ZM76 132H78V131H76ZM103 132L105 133V135L107 136V134H108V132H107V130L105 129V130H103ZM119 132V131H118ZM144 132V131H143ZM200 132H202V131H200ZM205 132V131H204ZM209 132V131H208ZM211 132V131H210ZM209 132V133H210ZM230 132V131H229ZM232 132H234V131H232ZM247 132H248V130H247ZM252 132V131H251ZM24 133V132H23ZM26 133V132H25ZM37 133V132H36ZM70 133H71V131H70ZM222 133H224V132H222ZM17 134H19V133H17ZM120 134H122V139L120 140V144H123V142H124V140H125V138H127L128 137V134L127 133H125V132H122L121 131V133ZM131 134V133H130ZM129 134V135H130ZM133 134V133H132ZM145 134V133H144ZM149 133H147V135H148ZM192 134V133H191ZM201 134V133H200ZM203 134V133H202ZM249 134V133H248ZM10 135H11V133H10ZM10 135L8 136V135H6V136H8V137H10ZM47 135V134H46ZM69 135V134H68ZM109 135V134H108ZM189 135V134H188ZM209 135H211V134H209ZM230 135V134H229ZM228 135V136H229ZM20 136V135H19ZM26 136V135H25ZM37 136V135H36ZM41 136V135H40ZM40 136H38V137H40ZM73 135H71V137H72ZM127 136V137H126ZM144 136V135H143ZM152 136V135H151ZM155 136V135H154ZM202 136V135H201ZM206 136H207V134H206ZM241 136H242V134H241ZM246 136H247V134H246ZM250 136V135H249ZM8 137H7V139H8ZM32 137V136H31ZM34 137V136H33ZM77 137V136H76ZM116 137V136H115ZM131 137V136H130ZM138 137H142V136H138ZM187 137V138H186ZM240 137V136H239ZM248 137V136H247ZM12 138V137H11ZM17 138V137H16ZM46 138V137H45ZM48 138V137H47ZM50 138V137H49ZM97 138V137H96ZM151 138V137H150ZM201 138V137H200ZM202 138H203V136H202ZM205 138V137H204ZM232 138V137H231ZM231 138H229V139H231ZM234 138V137H233ZM250 138H251V136H250ZM1 139V138H0ZM2 139H4V138H2ZM19 139V138H18ZM66 139V138H65ZM73 139V138H72ZM75 139V138H74ZM78 139V138H77ZM98 139V138H97ZM120 139V138H119ZM144 139V138H143ZM142 139V140H143ZM152 139V138H151ZM244 139H249V138H244ZM243 139V140H244ZM11 140V139H10ZM20 140V139H19ZM33 140V139H32ZM67 140H68V138H67ZM148 140H149V138H148ZM194 140V139H193ZM222 140V139H221ZM5 141V140H4ZM23 141V140H22ZM26 141H29V140H26ZM76 141V140H75ZM78 141V140H77ZM88 141H90V140H88ZM145 141V148H149V141H147V140H144ZM157 141H158V139H157ZM187 141V142H186ZM204 141V140H203ZM206 141L208 142V139L206 138ZM218 141V140H217ZM230 141V140H229ZM233 141V140H232ZM240 141V140H239ZM1 142V141H0ZM11 142V141H10ZM21 142V141H20ZM25 142V141H24ZM51 142V143H50ZM49 142V144H51L49 147L50 148H52V149H55V150H59V151H61L62 150V148H63V143L61 142V141H58V142H56V140H55V138H53L51 141ZM87 142V141H86ZM114 142V141H113ZM154 142V141H153ZM210 142V141H209ZM222 142V141H221ZM220 142V143H221ZM241 142V141H240ZM3 143H5V142H3ZM8 143V142H7ZM30 143V142H29ZM68 143H69V140H68ZM72 143V142H71ZM77 143V142H76ZM233 143V142H232ZM236 143V142H235ZM258 143V142H257ZM1 144V143H0ZM6 144V143H5ZM10 144V143H9ZM8 144V145H9ZM16 144V143H15ZM22 144V143H21ZM34 144V143H33ZM47 144V143H46ZM80 144L78 145V146H80ZM93 143H91V141H90V144H88L89 145V148H90V146L92 145ZM99 144V143H98ZM198 144V143H197ZM223 144V143H222ZM2 145V144H1ZM13 145V144H12ZM19 145V144H18ZM24 145V144H23ZM31 145V144H30ZM37 145H39V142H38V144ZM36 145V146H37ZM45 145V144H44ZM72 145V144H71ZM83 145H85V144H83ZM87 145V146H88ZM94 145V144H93ZM143 145V144H142ZM152 145H154V144H151V146ZM157 145V144H156ZM155 145V146H156ZM159 145V144H158ZM193 145H195V144H193ZM202 145V144H201ZM224 145H226V144H223V146ZM237 145V144H236ZM242 145V144H241ZM241 145L238 147V149H236L235 150V152H234V156H235V158L236 159H238V157L241 155V152H242V148H241ZM21 146V145H20ZM27 146H28V144H27ZM41 146V145H40ZM78 146H76L77 148H79ZM114 146V145H113ZM162 146V147H163ZM198 146V145H197ZM215 146H216V144H215ZM2 147V146H1ZM3 147H4V145H3ZM2 147V148H3ZM30 147H32V146H30ZM35 147V146H34ZM34 147H33V149H34ZM42 147V146H41ZM71 147V146H70ZM74 147V146H73ZM81 147V146H80ZM83 147V146H82ZM109 147V146H108ZM111 147V146H110ZM109 147V148H110ZM120 147H121V145H120ZM133 147V146H132ZM139 147H141V145L139 146ZM154 147V146H153ZM157 147V146H156ZM195 147V146H194ZM226 147V146H225ZM228 147V146H227ZM231 147H233V149L235 148L234 146H231ZM257 147V146H256ZM4 148H6V146L4 147ZM8 148H10V146L8 147ZM13 148V147H12ZM11 148V149H12ZM24 148V147H23ZM27 148V147H26ZM36 148V147H35ZM43 148H45L44 146H43ZM48 148V147H47ZM66 148V147H65ZM16 149H17V147H16ZM25 149V148H24ZM39 149V148H38ZM85 149V148H84ZM87 149V148H86ZM91 149H93V148H91ZM137 149H138V147H137ZM153 149V148H152ZM151 149V150H152ZM164 149V148H163ZM229 149H230V147H229ZM253 149V148H252ZM13 150V149H12ZM15 150V149H14ZM13 150V151H14ZM30 150V148L28 147V151ZM46 150V149H45ZM44 150V151H45ZM67 150V149H66ZM89 150V149H88ZM140 150L142 151V149L140 148ZM158 150H159V148H158ZM162 150V149H161ZM165 150V151H166ZM231 150H232V148H231ZM240 150V151H239ZM6 151V150H5ZM31 151V150H30ZM29 151V152H30ZM35 151V150H34ZM33 151V152H34ZM51 151H53V150H51ZM73 151V150H72ZM78 151H80V150H78ZM84 151V150H83ZM134 151V150H133ZM146 151V150H145ZM160 151V150H159ZM10 152H11V150H10ZM26 152H27V149H26ZM85 152V151H84ZM83 152V153H84ZM88 152V151H87ZM86 152V153H87ZM92 152V151H91ZM131 152H132V150H131ZM144 152V151H143ZM153 152V151H152ZM163 152V151H162ZM230 152V151H229ZM232 152H233V150H232ZM1 153V152H0ZM9 153V152H8ZM50 153V152H49ZM64 153H65V151H64ZM82 153V152H81ZM82 153V155L81 156H83L84 154ZM138 153V152H137ZM142 153V152H141ZM147 153V152H146ZM154 153H156V152H154ZM159 153V152H158ZM231 153V152H230ZM6 154V153H5ZM10 154V153H9ZM29 154H31V153H29ZM45 154V153H44ZM117 154V153H116ZM136 154V153H135ZM152 154V153H151ZM233 154V153H232ZM248 154V152L247 151H243V155H247ZM11 155V154H10ZM42 155V154H41ZM56 155V154H55ZM79 155V154H78ZM77 155V156H78ZM118 155V154H117ZM126 155H127V153H126ZM128 155H129V153H128ZM127 155V157H129ZM132 155L134 156V154L132 153ZM144 155V154H143ZM212 155V154H211ZM225 155V154H224ZM224 155H223V157H224ZM12 156V155H11ZM15 156V155H14ZM31 156V155H30ZM58 156H59V154H58ZM76 156V162H78V160H79V158ZM88 156V155H87ZM138 156V155H137ZM141 156H142V154H141ZM208 156V155H207ZM232 156V155H231ZM65 157V156H64ZM63 156H62V160H63V158H64ZM85 157H86V155H85ZM89 157V156H88ZM115 157V156H114ZM124 157V156H123ZM122 157V158H123ZM157 157H159V156H157ZM209 157V156H208ZM211 157V156H210ZM258 157V156H257ZM84 158V157H83ZM87 158V157H86ZM116 158H118V157H116ZM121 158V159H122ZM124 158H126V156L124 157ZM130 158V157H129ZM134 158H135V156H134ZM142 158V157H141ZM145 158V157H144ZM161 158V157H160ZM159 158V159H160ZM233 158V157H232ZM81 159V158H80ZM131 159H132V157H131ZM137 159V158H136ZM135 159V160H136ZM148 159V158H147ZM163 159V158H162ZM170 159V158H169ZM206 159V158H205ZM228 159V158H227ZM252 159V158H251ZM126 160H127V158H126ZM125 160V161H126ZM140 160V159H139ZM149 160V159H148ZM218 160V159H217ZM235 160V159H234ZM109 161V160H108ZM128 161V160H127ZM132 161H134V160H132ZM143 161V160H142ZM152 161V160H151ZM229 161V160H228ZM118 162V161H117ZM124 162V161H123ZM144 162V161H143ZM204 162V161H203ZM237 162V161H236ZM245 162V161H244ZM247 162V161H246ZM128 163V162H127ZM141 163V162H140ZM229 163V162H228ZM228 163H225L224 161L223 162H219V163H217L216 164V166H214V168L212 169L211 168V170H207L208 171V179H206L207 181H212V180H215L216 179V177H219L220 175H222V176H225L226 177V179L227 180H229L230 182L233 180V179H235L236 177H234V176H232L231 175V173H233V172H231V173H229V174H227V170H231V169H233L232 167V164H228ZM77 164V163H76ZM120 163L118 162V165H119ZM125 164H126V162H125ZM132 164V163H131ZM152 164H154V163H152ZM137 165V164H136ZM202 165H203V163H202ZM240 165V164H239ZM239 165H237V166H239ZM129 166V165H128ZM131 166V165H130ZM133 166V165H132ZM156 166H157V164H156ZM178 166H180V165H178ZM183 166V165H182ZM190 166H192V165H190ZM94 167V166H93ZM136 167V166H135ZM135 167H133V168H135ZM177 167V166H176ZM209 167V166H208ZM236 167V166H235ZM130 168V167H129ZM157 168H159V167H154V166H152L151 164H149L148 162H146V164H144L143 165V167L141 168V173H142V175H141V178H140V185L141 186H145V185H147L148 186V188H146L147 190V192H148V194L149 193H155V192H157L158 194H160V192L161 191H163L164 190V188H165V186H167L164 182H163V180L161 179V178H159L158 177V173L160 172V171H158V169ZM161 168V167H160ZM182 168H184V170H186V168L185 167H182ZM189 168V167H188ZM193 168V167H192ZM195 168V167H194ZM237 168H239V167H237ZM121 169V168H120ZM138 169H139V167H138ZM180 169V168H179ZM190 169V168H189ZM196 169V168H195ZM126 170V169H125ZM181 170V169H180ZM183 170V169H182ZM183 170V171H184ZM194 170V169H193ZM204 170V169H203ZM237 170V169H236ZM129 171V170H128ZM195 171V170H194ZM225 171V172H224ZM227 171V172H226ZM235 171V170H234ZM244 171V170H243ZM132 172H134L133 170H132ZM163 172V171H162ZM166 172V171H165ZM188 172V171H187ZM192 172V171H191ZM224 172V173H223ZM131 173V172H130ZM137 173V172H136ZM176 173V172H175ZM186 173V172H185ZM189 173V172H188ZM187 173V174H188ZM201 173V172H200ZM131 174H133V173H131ZM135 174V173H134ZM186 174V175H187ZM185 175V176H186ZM118 176H119V174H118ZM127 176V175H126ZM133 176V175H132ZM136 176V175H135ZM162 176H164V175H162ZM188 176V175H187ZM187 176L185 177V178H187ZM134 177V176H133ZM137 177V176H136ZM177 177V176H176ZM167 178V177H166ZM165 178V179H166ZM175 178V177H174ZM196 178H198V180L200 179L199 177H196ZM215 178V179H214ZM171 179V178H170ZM169 179V180H170ZM225 179V180H226ZM180 180H183V179H180ZM188 180V179H187ZM220 180V179H219ZM224 180V179H223ZM130 181V180H129ZM165 181V180H164ZM172 181V180H171ZM170 181V182H171ZM216 181H218V180H216ZM137 182V181H136ZM167 182V181H166ZM173 182V181H172ZM174 182H176L175 180H174ZM182 182V181H181ZM180 183V182H179ZM183 183V182H182ZM181 183V184H182ZM189 183V182H188ZM221 183V182H220ZM232 183V182H231ZM192 184V183H191ZM190 184V185H191ZM208 184V183H207ZM214 184V183H213ZM233 184V183H232ZM132 185V184H131ZM135 185V184H134ZM178 185V184H177ZM188 185V184H187ZM196 185H198V186H195V184L193 183V185H192V187H193V189H192V191H194V190H196V189H202V188H204V187H206V186H204V185H202L200 182H197L196 183ZM182 186V185H181ZM189 186V185H188ZM188 186H185L186 188L188 187ZM209 186H211L210 184H209ZM176 186H174L173 188H175ZM191 187V186H190ZM191 187V188H192ZM214 187V186H213ZM216 187H218V186H216ZM135 188V187H134ZM142 188V187H141ZM170 188V187H169ZM172 188V187H171ZM170 188V189H171ZM180 188V187H179ZM178 188V189H179ZM215 188V187H214ZM228 188V187H227ZM177 189V190H178ZM182 189V188H181ZM184 189V188H183ZM206 189V188H205ZM213 189V188H212ZM169 190V189H168ZM173 190V189H172ZM127 191V190H126ZM129 191V190H128ZM138 191V190H137ZM142 191V190H141ZM165 191V190H164ZM183 191V190H182ZM136 192V191H135ZM134 192V193H135ZM146 192V193H147ZM178 192V191H177ZM185 192V191H184ZM183 192V193H184ZM128 193V192H127ZM140 193V192H139ZM164 193V192H163ZM167 194V193H166ZM180 194V193H179ZM122 195V194H121ZM137 195V194H136ZM140 195H141V193H140ZM144 195V194H143ZM153 195V194H152ZM169 195V194H168ZM177 195V194H176ZM185 195V194H184ZM184 195L182 196V197H184ZM149 196V195H148ZM148 196H146L147 197V199L149 198ZM158 197L160 196V195H157ZM162 196V195H161ZM119 197V196H118ZM117 197V198H118ZM128 197V196H127ZM143 197V196H142ZM163 197H165L164 195H163ZM107 198V197H106ZM114 198H115V196H114ZM116 198V199H117ZM123 198V197H122ZM121 198V199H122ZM135 198V197H134ZM138 198V197H137ZM154 198V197H153ZM152 198V199H153ZM177 198V197H176ZM111 199H113L112 197H111ZM139 199V198H138ZM151 199V200H152ZM156 199H158L157 197H156ZM156 199H153V200H156ZM182 199V198H181ZM123 200V199H122ZM161 200V199H160ZM175 200V199H174ZM185 200V199H184ZM183 200V201H184ZM187 200V199H186ZM259 200V199H258ZM109 201H110V199H109ZM124 201V200H123ZM130 201V200H129ZM145 201V200H144ZM149 201V200H148ZM114 202V201H113ZM128 202V201H127ZM180 202H181V200H180ZM189 202V201H188ZM174 203V202H173ZM179 203V202H178ZM144 204V203H143ZM142 204V205H143ZM172 204V203H171ZM190 205L192 204V202L191 203H189ZM116 205V204H115ZM123 205V204H122ZM121 205V206H122ZM127 205H129V204H127ZM132 205V204H131ZM145 205V204H144ZM193 205H194V203H193ZM125 206V205H124ZM169 206V205H168ZM174 206V205H173ZM175 206H176V204H175ZM174 206V207H175ZM187 208H186V207ZM188 206L189 205H184L183 206V204L182 205H177V207L176 208H174V210H173V216H172V218L175 216V217H178V220H181V222L179 223V224H182V228L183 229H179V230H181V231H176V237H174V245H175V250L176 251H180L181 249H177L176 248V244H177V242H178V240L180 239V240H182L183 238H191V236L193 237V235H196V234H199V233H197V231L198 230H203V228H205V227H208V229L217 221L218 222V226L217 225H215V226H212V227H214V229H212V230H210L211 232H212V234L213 235H218L219 233H220V228L221 227H219V225L221 224V221H220V219L218 218V217H216V215H218V212L219 211H221L222 210V208H220L219 206H210V208L211 209H208L207 210V212H205L204 210H198L197 212H195V213H190L191 212V210H190V212L188 211ZM196 206V205H195ZM195 206H191V207H195ZM262 206V205H261ZM133 207V206H132ZM135 207V206H134ZM171 207V206H170ZM198 207V206H197ZM196 207V208H197ZM208 207V206H207ZM122 208V207H121ZM169 208V207H168ZM190 208V207H189ZM239 208V207H238ZM258 208H259V206H258ZM261 208V207H260ZM263 208V207H262ZM114 209V208H113ZM120 209V208H119ZM133 209V208H132ZM203 209V208H202ZM235 209V208H234ZM257 209V208H256ZM112 210V209H111ZM143 210V209H142ZM168 210H170V208L168 209ZM196 210V209H195ZM225 210V209H224ZM239 210V209H238ZM237 210V211H238ZM242 210V209H241ZM260 210V209H259ZM131 211V210H130ZM137 211V210H136ZM229 211V210H228ZM236 211V212H237ZM254 211V210H253ZM139 212V211H138ZM193 212V211H192ZM222 212V211H221ZM249 212V211H248ZM251 212V211H250ZM263 212V211H262ZM117 213V212H116ZM215 213H216V215H215ZM226 213V212H225ZM241 213V212H240ZM242 213H245V212H242ZM264 213V212H263ZM129 214V213H128ZM136 214H138V213H136ZM140 214V213H139ZM142 214V213H141ZM140 214V215H141ZM161 214V213H160ZM166 214H167V212H166ZM165 214V215H166ZM170 214V213H169ZM231 214H233V213H231ZM239 214V213H238ZM257 214H258V212H257ZM73 215H75V214H73ZM77 215H78V213H77ZM79 215H81V214H79ZM162 215V214H161ZM237 215V214H236ZM244 215V214H243ZM255 216H256V214H254ZM122 216V215H121ZM131 216V215H130ZM145 216V215H144ZM153 216V215H152ZM155 216V215H154ZM157 216H159V214L157 215ZM229 216V215H228ZM240 216V215H239ZM242 216V215H241ZM253 216V215H252ZM255 216H253V217H251V215H250V217L251 218H253V219H250V223H251V225L253 224H255V225H261V227L260 228H256V227H253V231H252V234H254L255 235V237L257 238V237H260V235H264V228H263V224H264V220L263 219H261V218H257L256 217V219L254 218ZM258 216H259V214H258ZM84 217V216H83ZM82 217V218H83ZM139 217V216H138ZM162 217H164V214H163V216ZM233 217V216H232ZM245 217L247 218V219H249V215L247 216V215H245ZM78 218V217H77ZM80 218V217H79ZM82 218H80V219H82ZM92 218V217H91ZM122 218H123V216H122ZM127 218V217H126ZM141 218V217H140ZM160 218H161V216H160ZM169 218L170 219H172L170 216H169ZM203 218V219H202ZM223 218V217H222ZM242 218H244V217H242ZM92 219H94V218H92ZM166 219V218H165ZM168 219V218H167ZM166 219V220H167ZM173 219H175V218H173ZM225 219V218H224ZM240 219V218H239ZM238 219V220H239ZM245 219V218H244ZM96 220V219H95ZM142 220V219H141ZM156 220H159V219H156ZM234 220V219H233ZM246 220V219H245ZM259 222H258V221ZM81 221V220H80ZM125 221V220H124ZM165 221V220H164ZM163 221V222H164ZM173 221V220H172ZM83 222V221H82ZM81 222V223H82ZM147 222V221H146ZM145 222V223H146ZM152 222V221H151ZM150 222V223H151ZM157 222V221H156ZM155 222V223H156ZM162 222V221H161ZM160 222V223H161ZM167 222H169V221H167ZM171 222V221H170ZM175 222V221H174ZM225 222V221H224ZM239 222V221H238ZM248 222H249V220H248ZM79 221L78 222H76V233H80L81 231H83V232H85V233H88L89 234V236H88V239L90 238V236L92 235V233H93V231L91 230V231H88V227H86V226H79ZM81 223H80V225H81ZM86 223V222H85ZM89 223H91L90 221H89ZM88 223V225H90ZM143 223V222H142ZM148 223V222H147ZM234 223V222H233ZM244 223H245V221H244ZM247 223V222H246ZM87 224V223H86ZM104 224V223H103ZM102 224V225H103ZM149 224V223H148ZM157 225H158V227L159 226H161V225H159L158 223H156ZM163 224V223H162ZM172 224V223H171ZM179 224H178V227H179ZM230 224H232V223H230ZM237 224V223H236ZM241 224V223H240ZM92 225V224H91ZM146 225V224H145ZM150 225V224H149ZM148 225V226H149ZM152 225V224H151ZM243 225V224H242ZM263 225V226H262ZM107 226V225H106ZM142 226H143V224H142ZM228 226L229 225H227V228H228ZM99 227V226H98ZM140 227V226H139ZM147 227V226H146ZM153 227H155V226H153ZM152 226L150 227V228H153ZM158 227H155V228H158ZM166 227V226H165ZM172 227V229H173V226H171ZM181 227V226H180ZM237 227V226H236ZM235 227V228H236ZM239 227V226H238ZM243 227V226H242ZM252 227V226H251ZM92 228H93V226H92ZM113 229H114V227H112ZM175 228V227H174ZM226 228V227H225ZM231 228V227H230ZM240 228V227H239ZM70 229V228H69ZM100 229V228H99ZM107 229H109V227L107 228ZM122 229V228H121ZM146 229V228H145ZM154 229V228H153ZM161 229V228H160ZM176 229V228H175ZM103 230H104V226H103ZM178 230V229H177ZM223 230V229H222ZM221 230V231H222ZM251 230V229H250ZM65 231V230H64ZM95 231V230H94ZM106 231V230H105ZM108 231V230H107ZM151 231H153V230H151ZM161 231H162V229H161ZM163 231H164V229H163ZM162 231V232H163ZM206 231H208V230H205V232ZM228 231V230H227ZM66 232V231H65ZM125 232V231H124ZM161 232V233H162ZM172 232V231H171ZM245 232V231H244ZM151 233V232H150ZM156 233V231L154 232V234ZM160 233V232H159ZM222 233V232H221ZM230 233H232V232H230ZM68 234H70V233H68ZM143 234V233H142ZM145 234V233H144ZM153 234V236H155ZM207 234H208V232H207ZM209 234H210V232H209ZM209 234H208V236H209ZM224 234V233H223ZM226 234V233H225ZM64 235H65V233H64ZM101 235V234H100ZM116 235V234H115ZM162 235H163V233H162ZM173 233H172V237H173ZM200 235V234H199ZM66 236H67V234H66ZM117 236V235H116ZM204 236V235H203ZM207 236V237H208ZM219 236V235H218ZM221 236V235H220ZM76 237H77V235H76ZM94 238H95V236H93ZM92 237V238H93ZM100 237V236H99ZM102 237V236H101ZM107 237V236H106ZM112 237V236H111ZM119 237V236H118ZM204 237H206V235L204 236ZM203 237V238H204ZM207 237L206 238H204V239H207ZM213 237V236H212ZM217 237V236H216ZM71 238V237H70ZM78 238V237H77ZM195 238H196V236H195ZM198 238V237H197ZM197 238H196V240H197ZM220 238H222V237H220ZM262 238V237H261ZM107 239V238H106ZM114 239V238H113ZM117 239V238H116ZM199 239V238H198ZM202 239V238H201ZM236 239H238V238H236ZM235 239V240H236ZM67 240V239H66ZM72 240V239H71ZM78 240V239H77ZM77 240H76V242H77ZM103 240V239H102ZM108 240V239H107ZM218 240V239H217ZM261 240V239H260ZM65 241V240H64ZM90 241V240H89ZM98 241H101V239L100 240H98ZM106 241V240H105ZM118 241V240H117ZM183 241V240H182ZM187 241V240H186ZM190 241H191V239H190ZM198 241H200V240H198ZM215 241V240H214ZM221 241H222V239H221ZM239 241V240H238ZM264 241V240H263ZM92 242V241H91ZM96 242V241H95ZM111 242H113V241H111ZM114 242H115V240H114ZM128 242V241H127ZM217 242H219V241H216L215 243H217ZM234 242V241H233ZM236 242V241H235ZM262 242V241H261ZM65 243V242H64ZM67 243V242H66ZM101 243V242H100ZM104 243V242H103ZM110 243V242H109ZM118 243V242H117ZM116 243V244H117ZM180 243H181V241H180ZM187 243H189V242H187ZM193 243V242H192ZM197 243V242H196ZM205 243V242H204ZM210 243V242H209ZM96 244H98V243H96ZM95 244V245H96ZM107 245H108V243H106ZM114 244V243H113ZM184 244V243H183ZM193 244H195V243H193ZM203 244V243H202ZM214 244V243H213ZM212 244V245H213ZM219 244H220V242H219ZM223 244V243H222ZM262 244V243H261ZM68 246L70 245L69 244V241H68V244H67ZM73 245V244H72ZM79 245H81V244H79ZM83 245V244H82ZM90 245H91V243H90ZM99 245V244H98ZM189 245H190V243H189ZM200 245V244H199ZM211 245V244H210ZM217 245V244H216ZM216 245H215V247H216ZM237 245V244H236ZM264 245V244H263ZM109 246V245H108ZM122 246V245H121ZM171 246V247H172ZM186 246H188V245H186ZM192 246V245H191ZM190 246V247H191ZM197 246V245H196ZM195 246V247H196ZM214 246V245H213ZM259 246V245H258ZM258 246H257V248H258ZM65 247V246H64ZM94 247V246H93ZM92 247V248H93ZM99 247V246H98ZM102 247V246H101ZM101 247H99V248H101ZM118 247V246H117ZM123 247V246H122ZM204 247V246H203ZM214 247V248H215ZM260 247V246H259ZM263 247V246H262ZM66 248V247H65ZM83 248V247H82ZM95 248V247H94ZM98 248V249H99ZM105 248V247H104ZM107 248V247H106ZM111 248V247H110ZM109 248V249H110ZM192 248V247H191ZM213 248V247H212ZM241 248H244V247H241ZM78 249V248H77ZM79 249H80V247H79ZM91 249V248H90ZM185 249V248H184ZM204 249H206V248H204ZM209 249H211V247H209ZM261 249V248H260ZM81 250V249H80ZM80 250H79V252H80ZM113 250V249H112ZM170 250H171V248H170ZM170 250H168V251H170ZM186 250H187V248H186ZM198 250L199 249H197V252H198ZM212 250V249H211ZM213 250H216V249H213ZM76 251H78V250H76ZM91 251H94V250H91ZM102 251V250H101ZM172 252H174L173 251V249L171 250ZM182 251V250H181ZM193 251V250H192ZM195 251V250H194ZM203 251V250H202ZM205 251V250H204ZM232 251V250H231ZM242 251H244V250H242ZM78 252V253H79ZM97 253H98V251H96ZM103 252V251H102ZM196 252V251H195ZM200 252V251H199ZM56 253V252H55ZM175 253V252H174ZM177 253V252H176ZM181 253V252H180ZM184 253V252H183ZM191 253H193V252H191ZM202 253H205V252H202ZM242 253V252H241ZM248 253V252H247ZM260 253H261V251H260ZM77 254V253H76ZM101 254V253H100ZM121 254V253H120ZM195 254V253H194ZM193 254V255H194ZM259 254V253H258ZM106 255V254H105ZM124 254H122V256H123ZM187 255V254H186ZM188 255H189V253H188ZM191 255V254H190ZM199 255V254H198ZM197 255V256H198ZM207 255V254H206ZM228 255V254H227ZM243 255V254H242ZM241 255V256H242ZM54 256V255H53ZM57 256V255H56ZM55 256V257H56ZM61 256V255H60ZM78 256V255H77ZM97 256V255H96ZM121 256V255H120ZM178 256V255H177ZM202 256V255H201ZM205 256V255H204ZM243 256H245V254L243 255ZM248 256V255H247ZM254 256V255H253ZM262 256V254L261 255H259L258 257H261ZM263 256H264V254H263ZM54 257V258H55ZM79 257H80V255H79ZM78 257V258H79ZM90 257V256H89ZM103 257V256H102ZM193 257V256H192ZM196 257V256H195ZM251 257V256H250ZM49 258V257H48ZM53 258V257H52ZM53 258V259H54ZM62 258V257H61ZM97 258H98V256H97ZM104 258V257H103ZM134 258V257H133ZM231 258V257H230ZM239 258V257H238ZM63 259V258H62ZM100 259V258H99ZM182 259V258H181ZM188 259V258H187ZM193 259V258H192ZM229 259V258H228ZM240 259V258H239ZM51 260V259H50ZM55 260H56V258H55ZM78 260V259H77ZM76 260V261H77ZM80 260V259H79ZM82 260V259H81ZM80 260V261H81ZM88 260H89V258H88ZM91 260V259H90ZM93 260V259H92ZM103 261H104V259H102ZM106 260H108V261H110V262H113L111 259L109 260V257H107V259ZM122 260V259H121ZM133 260V259H132ZM241 260V259H240ZM134 261H135V259H134ZM252 261V260H251ZM250 261V262H251ZM254 261V260H253ZM53 262V261H52ZM95 262V261H94ZM105 262V261H104ZM116 262H119L118 260H116ZM124 262V261H123ZM126 262V261H125ZM249 262V261H248ZM247 262V263H248ZM249 262V263H250ZM257 262V261H256ZM49 263H51V262H49ZM80 263V262H79ZM88 263V262H87ZM86 263V264H87ZM122 263V262H121ZM121 263H119V264H121ZM131 263V262H130ZM138 263V262H137ZM136 263V264H137ZM243 263V262H242ZM47 264H48V262H47ZM51 264H53V263H51ZM56 264V263H55ZM59 264V263H58ZM83 264V263H82ZM92 264H94V263H92ZM101 264H103V263H101ZM111 264V263H110ZM127 264H128V262H127ZM188 264V263H187ZM193 264H195V263H193ZM204 264V263H203ZM255 264V263H254Z\"/></svg>",
	"mask_w": 264,
	"mask_h": 264
},
{
	"label": "clouds",
	"instance_id": "clouds-1",
	"mask_svg": "<svg viewBox=\"0 0 264 264\" xmlns=\"http://www.w3.org/2000/svg\"><path fill=\"white\" fill-rule=\"evenodd\" d=\"M210 10H211V6L209 5V11ZM217 35H220V33L218 32ZM195 42L196 41L194 40L193 43H195ZM206 42L207 43H211V44H213V46H215L214 45V42L211 39H208V33H205V39L204 40H200L199 41V44L197 45V47H202ZM228 49H229V46L228 45H225L224 48H223V51H226ZM209 64H211V60H209ZM107 79H111V77H108ZM93 97L96 98V101H99L100 99L103 98L102 97V94L99 92V90L98 89H95V88H94L92 94L87 98V99H89V102H91V100L93 99ZM59 131H60V128H57V132H59ZM228 159L231 160L232 157L229 156ZM77 211L78 212H81V213H84L86 215H90L91 214V209L86 208L84 205L77 207ZM57 212L58 213H61V214H64V217H65V213H64V210L62 208L57 209Z\"/></svg>",
	"mask_w": 264,
	"mask_h": 264
}]
</instances>
